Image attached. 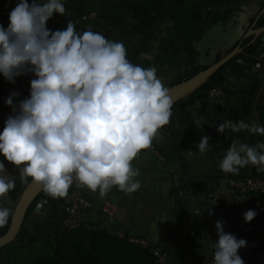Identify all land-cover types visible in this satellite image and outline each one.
<instances>
[{
    "label": "crops",
    "instance_id": "obj_1",
    "mask_svg": "<svg viewBox=\"0 0 264 264\" xmlns=\"http://www.w3.org/2000/svg\"><path fill=\"white\" fill-rule=\"evenodd\" d=\"M18 2L0 0V24L5 28L10 11ZM28 2L31 4L32 0ZM36 2L42 4L46 0ZM63 3L66 16L55 13L47 21L48 29L66 30L69 20L77 22L78 32L91 26L94 32L123 42L127 58L133 64L155 67L164 85L199 66L196 41L208 26L220 23L229 30L244 33L248 28L259 27L255 24L264 16V0H63ZM247 37H250L247 44L256 45V60L251 62L243 56L225 64L223 81L218 83L222 89L220 101L215 103L206 96L192 101L186 96L179 99L170 124L161 130L163 138L153 141L163 151L164 159L142 150L132 162L140 173L135 178L141 183L138 191L125 194L113 187L101 198L99 191L76 187L92 204L83 215L87 222L148 237L154 245L168 250L164 264H203L213 255L212 242L218 240L215 222L220 220L226 233L247 241V246L239 250L244 262L264 264V242L242 233L234 223L230 199L224 192L225 179L231 174L219 168L232 141L249 146L264 142L262 135L232 130L240 120L264 126V31L256 36L258 42L252 34L242 42ZM256 61L261 63L256 66ZM25 82V76L17 77L15 83L5 81L0 85V98L6 100L13 91L19 93L16 98H21ZM220 124L227 125L224 133L217 131ZM202 136L210 138L209 150L203 154L197 147ZM246 170L264 175L252 165L239 172ZM17 178L15 188L0 199V205L11 204L17 198L25 184ZM211 192L221 194L217 207L204 202L205 195ZM104 203L113 209V222L100 210ZM61 217L59 207L44 200L41 208L32 211L22 224L16 239L25 243L43 231L59 227ZM0 264H6L4 254Z\"/></svg>",
    "mask_w": 264,
    "mask_h": 264
},
{
    "label": "clouds",
    "instance_id": "obj_2",
    "mask_svg": "<svg viewBox=\"0 0 264 264\" xmlns=\"http://www.w3.org/2000/svg\"><path fill=\"white\" fill-rule=\"evenodd\" d=\"M55 13L66 16L63 0H19L7 28L0 24V74L9 83L28 74L35 77L28 97L14 104L19 93L13 91L5 100L14 114L0 132V155L16 167L21 183L31 178L52 198L67 196L74 182L77 188L99 191L101 198L113 187L134 193L141 183L132 162L163 138L161 130L171 122L169 89L155 67L133 64L123 42L91 26L78 32L77 22L69 20L66 30L48 29ZM226 127L220 124L217 131L224 133ZM232 130L264 136V126L243 120ZM209 139L201 137V154L209 150ZM248 165L264 172V142L249 146L232 141L219 168L235 175ZM15 183L0 161V198ZM11 214L0 206V227ZM208 214H213L211 208ZM256 216L254 209L243 213L246 223ZM215 229L212 264H245L239 250L247 241L226 233L223 221L217 220Z\"/></svg>",
    "mask_w": 264,
    "mask_h": 264
},
{
    "label": "trees",
    "instance_id": "obj_3",
    "mask_svg": "<svg viewBox=\"0 0 264 264\" xmlns=\"http://www.w3.org/2000/svg\"><path fill=\"white\" fill-rule=\"evenodd\" d=\"M255 25H264V16L260 17ZM249 39L250 37H247L242 42L244 53L239 52L230 60L243 56L248 57L251 62L256 60V45L247 44ZM217 58L219 55L216 56ZM225 64L214 71L204 83L186 97H189L190 101L205 97L206 91L212 85L223 81ZM205 66H197L181 73L170 80L165 87L190 77ZM177 103L178 101L173 103L172 113L176 110ZM158 150L163 154L161 149ZM38 197L39 195L28 206L23 223L31 215ZM48 203L59 207L60 200L51 197L48 199ZM10 209L12 211V208ZM8 222L5 226L0 227V234L6 230ZM2 252L6 258V264H156L154 256L147 248L132 245L100 226L95 229L79 227L73 231L56 227L43 231L28 242L18 245L7 244L0 248V255Z\"/></svg>",
    "mask_w": 264,
    "mask_h": 264
},
{
    "label": "built area",
    "instance_id": "obj_4",
    "mask_svg": "<svg viewBox=\"0 0 264 264\" xmlns=\"http://www.w3.org/2000/svg\"><path fill=\"white\" fill-rule=\"evenodd\" d=\"M260 63V61H256L255 65L258 66ZM33 78L35 77L32 74L25 76V94L21 98L14 99V104H18L20 100L29 96L30 80ZM5 81L2 74H0V85ZM221 95L222 89L219 84L212 85L205 93L207 99L215 103L220 101ZM13 114L12 108L5 104V100L0 98V132L3 131L4 122L7 117ZM146 150L159 159H164L154 142L152 147ZM0 159V161L5 163L7 172L10 175H14L15 177L19 176L16 167L8 162L3 155H0ZM225 184L224 192L230 199L231 215L238 230L258 241L264 242V175L246 170L239 172V174L227 176ZM43 193L47 195L44 191ZM58 199L60 200L59 209L62 213L59 225L61 229L73 231L79 227L90 229L99 227V225H93L84 219L83 215L91 208L92 204L76 188L75 182L69 188L67 196ZM204 202L210 207H217L221 203V194L219 192L208 193L204 197ZM253 209L257 212V216L251 222L246 223L243 218V213ZM100 210L108 217L110 222L114 221V213L110 204L104 203L100 206ZM106 230L132 245L147 248L154 256L156 264L165 263V255L168 253V250L154 245L148 237L119 229L106 228ZM212 262L213 255L209 256L203 264H212Z\"/></svg>",
    "mask_w": 264,
    "mask_h": 264
},
{
    "label": "water",
    "instance_id": "obj_5",
    "mask_svg": "<svg viewBox=\"0 0 264 264\" xmlns=\"http://www.w3.org/2000/svg\"><path fill=\"white\" fill-rule=\"evenodd\" d=\"M262 31H264V25L256 28H248L244 33H240L238 30H229L220 23H213L208 26L196 41L198 49V65L200 67L203 65L206 66L200 68L190 77L167 87L169 89V95L173 101H178L193 92L204 83L214 71L228 62L237 53L242 52L243 47L240 44L244 37L252 34L253 40L258 42L260 39L256 38V36ZM219 49L225 50V53L207 64L206 62L210 59V56L215 54ZM38 195V201L36 202L33 211L40 209L43 200H48L50 197L43 193L40 185L32 183L31 178H29L28 182L23 185L20 193L13 202L12 214L9 218L8 226L6 230L0 234V248L12 243L16 238L23 224V219L28 206Z\"/></svg>",
    "mask_w": 264,
    "mask_h": 264
},
{
    "label": "rangeland",
    "instance_id": "obj_6",
    "mask_svg": "<svg viewBox=\"0 0 264 264\" xmlns=\"http://www.w3.org/2000/svg\"><path fill=\"white\" fill-rule=\"evenodd\" d=\"M225 50H222V49H219L215 54L211 55L210 56V59L206 62L207 64L211 63L212 61H214L216 59V56L219 55L221 56L222 54H224ZM1 160V159H0ZM17 177H16V181H17ZM1 199V198H0ZM12 205H13V202L11 204L9 203H2L0 206H3V207H7V208H12ZM49 221V220H48ZM18 241V242H17ZM18 243H21V240L19 241L18 239H14L12 241V243L10 244H18ZM4 252H2V254L0 255V258L3 256Z\"/></svg>",
    "mask_w": 264,
    "mask_h": 264
}]
</instances>
